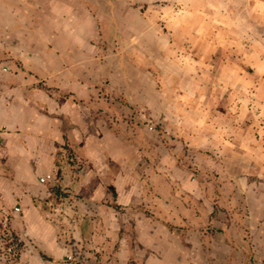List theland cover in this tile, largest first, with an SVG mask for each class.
Instances as JSON below:
<instances>
[{"label":"crops","instance_id":"crops-1","mask_svg":"<svg viewBox=\"0 0 264 264\" xmlns=\"http://www.w3.org/2000/svg\"><path fill=\"white\" fill-rule=\"evenodd\" d=\"M168 1L170 7L188 2L182 10L192 16L171 14L169 42L162 47L151 31L144 33L150 41L144 48L141 37L129 38L138 36L140 21L127 0H42L45 14L36 26L26 25L21 0H0L12 23L8 29L0 23V34L17 36L25 64L30 58L58 96L43 93L44 102H35L46 108L39 114L25 107L21 90L0 104L2 161L12 174L0 172V197L22 211L26 229L58 264H71L68 258H78V251L56 242L55 226L36 206L56 188L65 193L57 205H64L73 245L82 238L95 243L119 225L133 227L132 236L124 234L122 264H203L206 253L190 243V235L209 222L218 223L219 249L232 248L240 259L235 242L246 224L248 263L264 264V105H258L264 101V56L238 37L240 0ZM246 1L243 8L250 9ZM98 2L103 11L95 12ZM110 2L117 5V15L108 14L118 18L115 29L107 28ZM198 3H217V19L226 24L216 26L221 40L206 42L192 32L200 28ZM204 9L210 11L207 4ZM243 20L248 32L249 20ZM103 28L117 40L109 39L105 46L113 52L102 58ZM187 33L192 48L185 44ZM180 45L201 56L189 58ZM142 49L144 57L138 55ZM64 91L70 99L60 96ZM104 94L128 99L149 122L128 131L127 124L90 119L89 105L80 100L91 95V114L98 107L110 110ZM64 147L77 158L70 168L88 162L83 175L58 164ZM214 205L231 217H209Z\"/></svg>","mask_w":264,"mask_h":264},{"label":"rangeland","instance_id":"rangeland-1","mask_svg":"<svg viewBox=\"0 0 264 264\" xmlns=\"http://www.w3.org/2000/svg\"><path fill=\"white\" fill-rule=\"evenodd\" d=\"M199 1L200 0H198V2ZM249 1L251 2L249 7L252 5L253 6L250 9H247L245 7L243 8V6L248 4V1L240 0V12L242 15H239L238 17L241 31L238 34V37L246 44H250L254 49L253 52H255L257 56V53H260L259 56L263 57L264 0ZM21 2L27 7L26 11L24 12L26 15V20L28 21H26V25H29L28 23L31 22L32 26H36V24L40 23L42 17L45 14L41 8L43 3L42 0H21ZM170 3L173 4L172 1ZM199 3L197 4L196 19L200 22V28L198 30L192 28V32L196 33L199 37H202V39H204L206 42L209 41L210 43H213L216 41V38L221 40L220 35L216 34V26L226 24H223L217 19V12H219V8L216 6L217 3H204V5ZM97 4L98 9L94 8L93 11H103V4H101V2H98ZM206 4L208 8H210V11H206V9H204L206 8ZM109 5L110 8L106 9L105 11L107 16L109 13H112L113 16L114 14L117 15V13L114 12L116 11L117 5L114 2H110ZM127 5L129 13H134L137 15L138 20L140 21L138 24V36L137 34L131 35L129 38L132 39L136 36L137 39H139L141 37V42H143L142 45H144V48L150 45V41L145 36L146 33L154 31L155 34L160 36L162 47H165L164 45L169 42V34L167 32L169 28L173 26L172 22L175 21L173 15H187V18L192 16L191 13L182 10L184 6L189 8L188 2H177L176 7L175 5L170 7L168 0H127ZM178 8H180L181 11ZM5 13L7 12L0 10V23L5 25V28L8 29L10 26H12V23L11 20L7 19ZM169 15H171V17H169ZM113 16L107 17L111 19V22L107 24V28L115 29L118 27V18ZM244 17H247L249 20L248 32L243 29ZM107 20L108 19H106V22ZM227 27L229 26L227 25ZM107 28H105V30L104 28L101 30V35H103V38L100 39L99 43L104 44V46L109 42V39L112 41L117 40L114 36L115 32L108 30ZM109 31L112 32L110 33ZM130 32H133V30L131 24L128 23L129 35L131 34ZM191 35L192 33H187L185 44L188 45V47L191 46L192 48L193 41L190 39ZM16 40H18V38L14 33L11 35L0 34V104H7L8 101L12 100L14 97L13 91L21 90L19 96L20 100L26 105L25 107L27 109L32 108L34 112L37 110V114H39V112H44L46 108L36 107L35 102H44V99L47 98V95H44L43 93L46 92L49 98H58V96L54 94L55 87H49L48 84H46V80L44 78H40L41 72L36 66L33 65L30 58L26 57L28 62L25 64V57L22 55V52L19 50V48H17L18 45L16 44ZM188 47L184 49V46L180 45L179 52H184V54L186 53L189 58L201 56V52H197V50L193 51ZM142 50L143 51L141 53L139 52L138 55L144 57L146 56L145 52L147 50ZM109 52H113V48L108 49L106 46L104 49L102 48L100 51L102 58ZM192 52L195 54H192ZM131 54L133 53L131 52ZM165 57H168V55H165ZM33 73L36 75L37 79H34L31 76ZM259 73L263 72L259 70ZM99 87L104 89V86L101 84H99ZM100 91L102 93V90ZM29 92L32 94L35 92L34 96L28 95ZM64 92L65 93L60 94V96H67L70 99V92ZM10 95H12V97ZM104 95V101L111 103L112 107L110 110H104V108L98 107L95 108L91 114V95L87 99L80 100L81 103L89 105L90 119L92 117L95 120L107 121L113 126H117L120 123L125 125L127 124L128 131L130 128H135L136 126H141L149 122L147 119L148 117L142 116L140 114V110H138L135 104L128 99L119 97L114 98V96H111L110 94ZM258 105H264V101H261V104ZM0 132L2 131L0 130ZM21 139L24 138L21 137ZM0 141L1 147L4 140ZM1 153L2 151L0 148V172L12 176L10 169H7L4 165V161H6V159H4V155ZM59 159L60 162H58V164L63 166L64 170L65 168L69 167V164H72L73 161L77 162V158L72 152L67 150V147H64V149L60 151ZM3 167L4 170L2 169ZM68 169H72L73 171H77L80 175H83L88 169V162H86L84 159L78 160V163L73 168L69 167ZM213 180H215L214 184L217 185L218 179L213 178ZM63 193L64 192L60 189L58 192H56L54 189V194L49 199H39V201H36L39 203V205L36 206L41 211L43 218L55 226L56 242L68 248L73 247L74 250L78 251V258L69 257L68 261L71 264H122L123 262L127 261V258H125L123 254V248L126 247V243L123 238L125 233L132 236L131 234L133 233V227L131 226H129L127 229L123 228L122 225H119L114 227L112 232L110 234H106L105 236L103 235V232H101V237H99V240H97L95 243L82 238L81 240H78L79 244L73 245L71 236L67 232L68 229L69 231L71 230V227L67 228V225L65 224L66 213L64 212V205H57L59 198H61ZM219 210V206L214 205L209 217L215 216V220L222 219L224 214H226V217H231V211L219 213ZM21 212L22 211H16V209L6 206L0 197V264H58L56 257L46 254L42 243L36 238V236L32 235L28 229H26L24 223L22 222V218L19 216ZM240 217L245 218L246 215L243 213ZM241 227V234L239 237H237V242H235V245H237V249L240 247L238 250L240 254L243 255L242 259L237 257L234 258L231 255V252L233 251L232 248L225 250L219 249V246L217 245V242H219L217 236V230H219V226L216 222H209L208 225L202 226L199 232L191 233L190 237L192 238V242L190 243L193 245L195 241L197 243V249L200 250L201 253H206V259L204 260L203 264H249L248 262L250 260L246 257L248 250L246 224H243ZM198 229L199 228H196V230ZM184 242L185 245L190 244L187 241ZM128 245L130 246L131 243ZM132 247H135V242H132ZM223 251H227V255H230L228 260L222 259V254L224 253ZM131 262H134V260H128L127 264H130Z\"/></svg>","mask_w":264,"mask_h":264},{"label":"trees","instance_id":"trees-1","mask_svg":"<svg viewBox=\"0 0 264 264\" xmlns=\"http://www.w3.org/2000/svg\"><path fill=\"white\" fill-rule=\"evenodd\" d=\"M55 190H56V192H58L59 189L56 188ZM58 194H59V193H58Z\"/></svg>","mask_w":264,"mask_h":264}]
</instances>
